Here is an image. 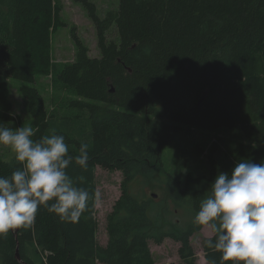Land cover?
Listing matches in <instances>:
<instances>
[{"label":"trees","instance_id":"1","mask_svg":"<svg viewBox=\"0 0 264 264\" xmlns=\"http://www.w3.org/2000/svg\"><path fill=\"white\" fill-rule=\"evenodd\" d=\"M75 1L96 26L100 55L91 56L73 30L76 55L54 70L58 99L48 110L34 83L49 65L41 67L31 34L63 0H0V77L21 81L33 139L62 134L69 154L78 155L83 142L90 157L87 169L74 162L67 169L89 191L88 210L73 223L40 207L32 227L0 236V264H157L150 240L167 237L179 242L184 264H196L192 236L205 225L194 217L225 172L218 143L206 153V173H167L162 201L156 193L135 196L131 183L142 171L163 169V148L184 130L240 129L244 140L226 173L243 159L264 162V0H119L103 17L94 2ZM112 29L116 36L109 38ZM14 119L0 110V125ZM97 166L123 172L121 195L106 218V244L97 239ZM18 167L15 157L0 153V176ZM214 237L212 230L202 247L209 264H220V253L205 244Z\"/></svg>","mask_w":264,"mask_h":264},{"label":"clouds","instance_id":"2","mask_svg":"<svg viewBox=\"0 0 264 264\" xmlns=\"http://www.w3.org/2000/svg\"><path fill=\"white\" fill-rule=\"evenodd\" d=\"M34 135L31 126L0 125V145L21 165L0 176V236L32 227L40 207L73 223L88 210L89 191L67 171L73 162L87 169L88 144L81 142L79 154L71 155L64 135L35 140ZM210 188L194 217L195 224L210 225L215 233L206 246L220 253V264H264V162L240 160L231 173L220 172Z\"/></svg>","mask_w":264,"mask_h":264},{"label":"rangeland","instance_id":"3","mask_svg":"<svg viewBox=\"0 0 264 264\" xmlns=\"http://www.w3.org/2000/svg\"><path fill=\"white\" fill-rule=\"evenodd\" d=\"M96 4L100 16L109 10L118 7L119 0H90ZM75 30L84 44L88 47L91 56H99L97 30L87 10L75 0H63L61 10H56L51 17H43L31 34L32 44L38 60L43 67L48 61V72L40 68L36 75L35 85L45 98L48 110H54V102L58 93L53 85L54 70L63 63L72 62L76 55V44L72 32ZM109 38L116 36L115 29L108 32ZM44 60V61H43ZM47 67V66H46ZM21 81L0 77V110H6L15 116L14 120L7 122L8 128L16 130L19 127L32 125V117L28 111V101L20 92ZM244 140L239 128H220L217 130L192 129L184 130L174 136L173 140L162 150L164 168L154 167L151 172L142 171L131 183L130 192L140 198H149L156 193L160 201L166 197L161 181L167 173L180 174L182 177L188 173L201 175L207 172L206 153L213 143L219 145V161L221 170L227 167L233 157L238 144ZM198 147L204 148V153L197 155ZM0 153L6 158L15 157L9 147L0 145ZM154 165V162H150ZM123 172L110 171L97 166L95 169L97 199L98 232L97 239L101 244L108 240L106 218L113 209L115 201L121 195ZM178 218V216H175ZM179 218L185 220L184 213ZM212 234L210 225H205L201 231L192 236V245L196 252V264H209L205 258L202 240ZM179 242L167 237L161 243L150 240V248L157 264L174 262L184 264L179 256ZM102 264V263H99Z\"/></svg>","mask_w":264,"mask_h":264},{"label":"water","instance_id":"4","mask_svg":"<svg viewBox=\"0 0 264 264\" xmlns=\"http://www.w3.org/2000/svg\"><path fill=\"white\" fill-rule=\"evenodd\" d=\"M206 94H207V92H204V93H203V95H202V97H201V99H200V102L205 98ZM154 195H155V194H154ZM155 196H156V195H155ZM16 257H17V259L21 260V256H20V254H19V249H18V248H17V251H16Z\"/></svg>","mask_w":264,"mask_h":264}]
</instances>
